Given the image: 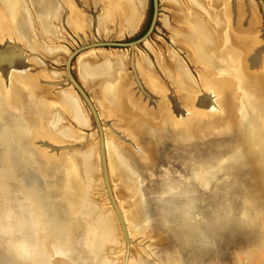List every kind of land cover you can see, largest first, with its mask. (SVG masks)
Listing matches in <instances>:
<instances>
[{"label":"rangeland","instance_id":"obj_1","mask_svg":"<svg viewBox=\"0 0 264 264\" xmlns=\"http://www.w3.org/2000/svg\"><path fill=\"white\" fill-rule=\"evenodd\" d=\"M2 1L0 0V7ZM38 1L44 2V0ZM38 1L4 0L5 7L10 10L7 18L10 26V37L13 38L11 34H14V31L12 29L19 21L23 23L29 33L20 39L16 32L18 39L1 42L0 54L10 53L9 56L6 55L7 66L5 70L9 72V79L13 84L20 85L17 81L18 78L10 75L12 73L17 74L21 71L34 75L40 71L45 76L44 79L33 77L34 81L36 79V83L41 85L39 86L41 89L38 90H44L45 83L50 84V95L55 97H58L66 89L73 90L83 108L87 121L85 125H80L57 103L51 104L50 99L46 98L45 100L49 101L46 107L64 111L66 124L75 130L80 137L60 143L55 141L59 138L53 132L54 134L50 133L45 139H40L39 144L47 154L54 156V158L57 157V159L62 150L71 154V158L79 157L88 149H93L97 155L96 162L92 163L93 161H91L89 170L85 168L83 171L84 179L89 187L87 192L85 191V196L88 193L89 201L79 199L80 192L78 195L75 193L70 195L71 201H68L70 204L66 203L65 198L54 201L64 203L65 207H69L72 203L81 206L86 215L77 220L86 229L98 226V229L104 233L107 230V246H104L101 252H91L92 262L95 264H131V259H134V263H136L138 261L137 254L139 256L143 254L141 257L145 258L149 264H170V261L173 262L171 253L176 251L181 260L178 264H190L187 257L201 258L203 255L207 264L208 262L216 264L217 256L220 254L221 260L225 259V255H228V259H225L226 264H264V141L259 148L254 146V144L259 145L261 142L264 128L261 123L263 120L258 116L257 111L250 106L251 98L254 101L260 99L258 98L259 94L255 93L257 88L261 90L260 86L257 85L258 79L264 80V0H242L246 24L248 23L251 30L253 29L251 37H254L255 40L258 38L255 45V52H258L255 53L256 55L253 54L262 59L259 71L253 72L249 67L251 52L247 48L250 39L247 36L238 39V37L229 34L226 36L228 44L225 47L221 46L226 43V40L219 44L221 46L215 47L216 52H223L226 55L224 61L218 64L214 62L213 71L208 75L205 74L208 70L201 69L189 57L187 50L181 49L178 43L174 41L177 29L175 16L178 14H175L172 5L165 0H158L156 9L155 0H146L144 17L137 31L133 34L124 32L120 38L116 36L115 31L111 33L112 31L107 30L103 34L99 31V17L104 13L106 5L103 0H80L79 8L82 13L92 19L91 25L81 32L71 22L72 7L69 4L70 1L68 3L65 0H46L45 2H49L54 8L56 7V15L47 12L43 14L38 6ZM20 6L23 7L21 11ZM176 9L186 13L179 6ZM233 10L234 21L237 22L238 29L240 28V20L235 5ZM229 13L230 19L227 23L229 28H234L231 23V12L229 11ZM78 23L83 26L82 21H78ZM244 32L241 31L242 34ZM216 43L218 42L216 41ZM158 53L162 57H169L170 54H173L179 58L192 81L193 87L190 86V89L194 88L193 93L208 110L212 118L210 122L216 121V127H220L226 117L231 115V112L235 114L233 117L236 116L239 124L234 128L229 127V129L218 128L219 139L211 140L214 145L216 143L220 145L221 141L224 143L232 141L233 143L234 139L242 135L239 132L241 123H246L255 128L253 143L245 139L243 143L237 141L239 142L238 145L228 149L230 157L225 159V162L223 161L224 164L215 169V178L210 189L199 190L197 186L198 179H206L209 173L212 174V172L206 171L210 170L215 161V157H213L215 154L212 151L207 152V158H199L195 155L178 156L176 153L179 152L177 146L180 145L176 128L173 131L172 127H168L166 129L168 138L161 141H151L153 146L156 145L158 148V157L151 156V159L145 160L142 156H137L138 153L132 151L135 140L126 138L122 134V127H118L120 128L118 131L112 125L113 120L110 121V119L105 118L99 105L100 102L96 100L95 90L91 87L93 83L88 82L89 80L86 81L81 71V65L85 60L93 58L103 60L105 56L118 54L124 63V69H121L124 74L120 76V82L127 79L131 87L139 91L140 94L148 95L144 85L142 86V81L148 79V76L143 69V74L139 72L134 63L141 59L151 68L147 74L154 75L158 85L163 87V91L171 99L177 101V97H179L185 102V105L193 109L191 103L179 93L178 88L170 81L167 69L163 68L158 60ZM140 78H143L142 81ZM96 84V87H100L99 82ZM245 84L246 86H244ZM26 85L29 87L32 84L27 83ZM23 90L27 89L24 87ZM207 90L213 91L212 95ZM252 90L254 94L249 98ZM214 103H218L219 108L212 107ZM240 105L244 108L250 106L246 116L242 111H239ZM160 110H164L162 112L168 111L165 107ZM212 110H215L216 113L214 114ZM118 117L123 120V117L119 115ZM243 117H245L244 122L242 121ZM192 120L191 117L190 131L193 132V129L199 128L202 132L203 127L199 119ZM111 128L117 132L118 136L123 135L120 136L122 143L131 151L129 153L123 152L122 149H117V151L115 150L116 147L113 146L116 162L119 165V168L116 167V178L120 183L113 179L109 162L107 134L112 131ZM57 130L61 131L62 128ZM126 130H130L137 137V132L129 128ZM196 140L193 142L200 145L199 140ZM208 143H201V147H199L201 149L198 151L206 152L211 149L210 147L207 148ZM140 144L145 150L144 152L149 155V144L146 141H142ZM218 148L220 149V146ZM211 153L213 156L209 157ZM218 155L222 156V153H218ZM149 160L155 161L149 162ZM203 172L206 173V176L203 175ZM80 177H82V173ZM120 184H122L123 198H120L117 193ZM8 186H11L10 189ZM195 188L197 192L199 190L197 199L193 198L194 196L189 197V194L196 190ZM186 195H188L187 198ZM194 200L197 201V204L190 213L192 218L187 217L188 212L186 213L183 207L181 213L185 216L171 221L170 211L173 209L174 212L176 211V204L171 201ZM157 201H170V203ZM29 204L28 196L22 193V187L17 183L14 176L10 154L0 141V226H2L6 212H9L8 206H11L10 214L11 220H13L11 224L13 229L11 230L14 232L13 234L9 232L10 235H8L0 231V249L6 256L13 259L12 262L0 261V264H18L22 261V247L18 244L7 243L6 239L15 237L18 233L21 235L22 229L25 231V218L28 216L25 214V209ZM89 204H91V211H95L91 217L87 214ZM148 205H151L150 212L147 214L152 219L151 224L138 234L137 231H141L142 227L141 221L146 218L144 211L149 208ZM29 212L31 213V210ZM128 212L134 216L131 218V215L127 214ZM242 214L245 216L244 219L240 218ZM99 215L105 217V222L98 218ZM207 219L212 223L214 222V229L217 232L213 247L199 244L195 240L197 238L191 236L193 223ZM163 220L166 223H161L164 222ZM159 221L161 222L159 223ZM104 223L106 227H102ZM133 224L137 228L135 231H132ZM109 229L112 230V233L109 232ZM33 233L37 236L35 229H33L32 235ZM39 249L41 251L43 249L41 244H39Z\"/></svg>","mask_w":264,"mask_h":264},{"label":"crops","instance_id":"obj_2","mask_svg":"<svg viewBox=\"0 0 264 264\" xmlns=\"http://www.w3.org/2000/svg\"><path fill=\"white\" fill-rule=\"evenodd\" d=\"M175 12L180 13V11L176 10ZM204 12H206V9H203V13ZM74 17H78V14ZM88 17L90 23L88 25H84V28H88L92 23V19L90 18V16ZM7 18V7H5L3 0L0 7V43L3 41L8 42L7 38L9 37L10 26ZM203 22L204 25H201L203 26V30H209V25L206 23V21ZM73 24L76 26L75 22ZM77 30L81 32V30L83 29L80 30L77 28ZM204 34H208L207 36H209L208 31H206ZM6 57V54H0V141L8 150V152L10 151L9 154L13 167V173L15 174L17 183L21 185V187L25 190L24 194L28 196L30 201V204L25 209V214L28 215L25 218V231L24 229H22L23 232L21 233V235L18 233L17 235H15V237H8L6 241L7 243L18 244L22 247V261H20V263L18 264H95L91 259V243L89 242L92 235L91 228L86 229L84 225L77 220L79 217L86 215L85 210L83 211L81 206L72 203L73 206L71 204L70 207L72 206L71 208L73 212H71V208L65 207L64 203L54 202L58 201L59 198H65V201H67L70 198V195L72 193H75L74 184L70 183L71 185H69V182H73L72 179H74V175L68 170L69 166L62 163L61 161H58L57 157L54 158V156L47 154L39 144L40 139H45L46 136L50 135V133L53 132H55L59 138V140L56 138L57 140L55 141L61 142L67 140L65 134L62 131L63 129L61 131L57 130L60 127L62 128V124L63 126H67L63 114L64 111H61L62 118L61 125L59 126L57 117L55 116L53 109L45 108L46 104H48L49 102L48 100H45L46 98L50 97V100L55 99L54 95L49 94L51 91L50 84L45 83L46 85L43 88L44 90H38L41 89L39 87L41 85H38L36 83V79L35 81L33 79V77H38L39 79L45 78L41 77L43 75L40 71L38 73L36 72L34 75L21 71H16L17 74H10L12 76H16L17 78L19 77L18 79L20 82L18 83L21 84L20 86L22 90L15 89L14 87L17 85V83L13 84L10 81L9 72L5 70L7 66ZM138 61L141 62V67H138L136 65V69L139 71L140 68L139 72H141L142 74L146 72L145 74L146 76H148L147 72L151 71V68H149V65L146 64V62H144L143 60L140 59ZM123 64L124 63L122 57L116 54L115 56H105L103 60H97L96 58L85 60V62L83 61L81 65L83 77L86 79V81L89 80L88 82L91 81L93 83L92 84L90 82L92 84L91 87L94 88L97 95V100L98 102H100L99 105L101 107V110L103 111V108L106 107V105H113L112 102H116L117 98H119L118 96L122 95L126 98L125 104H127L128 106L125 109L138 108L148 116L145 117L147 120L129 121V119H126L119 113H114L113 111L110 112H113L117 116L119 115L120 117H123V120L119 117L118 118L125 126L128 127V125H130V129H134L133 131L137 132V138H139L140 141H160L158 139L161 135L166 136L164 138H168V135L164 134L163 132L170 126L169 120L166 117V113H169L170 107H172V109L174 110V106L170 105L171 97L163 91V87L161 85H159V89H152L147 85L148 92L157 97V102L155 101L156 103L153 104L155 105V107L149 108L138 103L140 101H135L132 92L128 91V85H130V83H128V80L124 79L123 82H120V76L124 74L121 71V69H124ZM90 65L93 67L95 65L96 67L93 68ZM90 67L93 69L91 70ZM142 69L144 70V72L142 71ZM152 75H150V77H152ZM152 78L156 82L155 77ZM97 82L100 83V87H96ZM27 83H31L32 85L27 87ZM10 87L12 88L11 91L13 90L12 92L10 91ZM24 87L27 90H23ZM107 99H109V101ZM163 107H165L168 111L162 112L164 110L161 111L160 109ZM1 121L7 127L5 125L3 126V123ZM85 124L86 122L84 123V125ZM2 126L5 128V130ZM157 132H161V134H158ZM124 135L131 136L133 134L130 131V133H126ZM13 136L15 138H13ZM133 137L135 136L133 135ZM17 140L19 143L17 142ZM24 145L25 148L22 151L21 146L24 147ZM84 154L85 153L76 158L72 157L73 159L70 161V164L74 165L75 159L76 162H79L80 158H84ZM62 155H64L65 157H71V154H69L68 152H64L63 150L59 153L58 156H60L61 158L63 157ZM23 158H26V161L24 165H21L20 161ZM77 167H80L78 168L80 171L78 170L79 180L77 181V187L79 189V184L86 182L84 179L83 171L84 168H88V164L86 167L85 165H82V168L80 165H78ZM81 173L82 177H80L79 175ZM69 176L71 178H69ZM68 179L71 181H67ZM10 187L11 186H8L9 189ZM59 188L61 191L59 190ZM33 189L38 192L39 196L41 195L42 197L39 198L36 192L32 193L34 191ZM71 189L72 191L74 190L72 193L70 191ZM62 190L64 193H62ZM56 192L59 193L57 194ZM79 192L80 190L75 194L78 195ZM58 195H60V197ZM78 198L82 200L85 198L86 201H89L88 194L87 196H83V194H80ZM41 201H43V203ZM68 201H71V199H69ZM68 201L66 203H68ZM68 204H70V202ZM73 207L75 208L73 209ZM8 210L9 212H6V216L4 217L2 222V226H0V231L1 233H7L8 235H10L9 232H11L12 234L14 233L11 230L13 229L11 228L13 226L11 225L13 223V220H11L12 216L10 214L11 206H8ZM29 210H31V213L29 212ZM54 213L56 216H54ZM94 213L95 211H91L89 204L87 211L88 216L91 217ZM64 216L66 219L64 218ZM55 217L58 219H56ZM98 218L100 220H103L100 215L98 216ZM64 219L66 221H64ZM71 224L73 226H71ZM66 225L68 226V228ZM103 226H105V223L102 225V227ZM98 228V226H93V229H96V233H94L93 235H97V240L94 241L96 242L97 246L95 244H92L95 245L94 253L95 251L97 253L101 252L103 247L106 246V233L102 232ZM33 229L36 230L37 236H35L34 233L32 235ZM75 230L77 233L75 232ZM72 232L75 234H73ZM39 244L43 246L42 251L41 249H39Z\"/></svg>","mask_w":264,"mask_h":264},{"label":"bare ground","instance_id":"obj_3","mask_svg":"<svg viewBox=\"0 0 264 264\" xmlns=\"http://www.w3.org/2000/svg\"><path fill=\"white\" fill-rule=\"evenodd\" d=\"M45 1L46 0H44V2L43 1H38V6L43 11V14L45 12H47V13H49L51 15L52 14L56 15V12H55L56 7L54 8L53 5H50L49 2H45ZM65 1H68V3L70 1L69 4H71V7H72L71 8L72 14H74V15H72L73 20L71 18L72 23L75 22L76 27L78 29H80V30L81 29H84V25H88L90 23V20H89L88 15L83 14L82 13V10L79 8L80 0H65ZM103 1H105L104 3L106 5L104 7V13L99 17V23H98L99 24V31L102 34L103 33H106L107 30L112 31L111 33H113L115 31L116 32V36L117 37L119 36V38H120V36H122L124 32H127V34L128 33L129 34H133L134 32L137 31V29L139 28V26H140V24H141V22L143 20V17H144V12H145V9H146V0H103ZM165 1L169 2L172 5L173 9H175V10H177L176 8H177V6H179V7L183 8L186 11V13H183L181 11H180V13H178V12L175 13V14H178L177 16H175V18H176L175 20L177 22V27L178 26L179 27L176 29V34H175V37H174V41L176 43H178V45H179V47L181 49L187 50L189 57L194 62H196L197 65L200 66L201 69H207L208 70V72L205 73V74L208 75L210 72L213 71V65L215 63L218 64L219 62L224 61L226 55L223 52H216L215 47L221 46L219 44L223 43L226 40V36L229 35V34H232V36L238 37V39H240V37L242 39L243 36H245V37L247 36L250 39V41L248 43L249 45H248V48H247V50H250V52H251L250 53V58H249V67H250L251 71H253V72H258L259 71V69L261 68L262 59H260L259 57L255 56L256 55L255 53L258 52V51L255 52L256 51L255 50V45H256V43L258 41V38H256V40H255L254 37H251L252 36V33L251 32H252L253 29L251 30V28L249 27L248 23L246 24V17H244L245 16L244 15L245 14V9H244V5H243L242 0H165ZM234 5L237 7V15L239 16V20H240V22H239V27L240 28H238V29H237V22L234 21V17H233L234 16V10H233ZM20 7L22 8V9H20V11L23 10V7L22 6H20ZM203 9H206V12L203 13ZM177 11H179V9ZM229 11L231 12V20H232V22L231 21L230 22L232 23V26L234 28H229V25L227 23V21L230 19V13H229ZM7 12H8V16H9V13H10L9 8H7ZM21 14H23V13L21 12ZM77 14H78V17H74ZM19 17H20V15H19ZM78 21H82L83 26H81V24L78 23ZM203 21H206V23L209 25V30L206 29V31H208V33H209V36H207L208 34L207 35L204 34L206 31H204L205 29L203 30V28H202L203 26H201V25H204V22ZM39 22L41 23V21H39ZM197 26H199V27H197ZM25 28L26 27L23 26V23H20V21H19L17 23V25L12 29L14 31V34H11L13 36V38H11L10 35L7 38L8 39V42H9V40L10 41L11 40L12 41H15L18 38V36H16L17 34L19 35V38L21 39L26 33H29ZM241 31L242 32L247 31V32L246 33L244 32L242 34ZM16 32H17V34H16ZM9 34H10V32H9ZM13 39H15V40H13ZM234 40L236 41V39H234ZM216 41L218 43H216ZM227 44L228 43H227V40H226V43L223 44L221 47H225ZM99 50H101V49H99ZM55 51H56V49L54 50V52ZM174 54H177V53H174ZM6 55L9 56L10 53H8ZM157 56H158V60H159L160 64L162 65V67L167 69L168 76H170V80L178 88L177 90H179V93L182 96H184V98L187 99V101H189V103H191V106L192 107H194L193 109H190L187 105H185V102L183 100H181L179 97H177V101H175L174 99H171L170 105L171 106L172 105L174 106V110L172 109V107L169 106L170 107V111L168 113V116L166 114V117L169 120V124H170L169 127H172V130L173 131H175V128H176L177 129L176 135H178L180 137V138H178V142H179V145L180 146H177L178 147L177 149L179 150V152H176V153L180 157H187V156H190V155H195V156H197L199 158H205V157L207 158L208 157L207 156V152H199L198 150L201 149V148H199V147H201V143L207 142L206 139L211 137L210 135L213 132L212 130L213 129H217V127L215 125V122L216 121H211L210 122V120H212V118H211L210 114L208 113V110H206L205 106L201 103V101H198L197 100L198 98L195 96L196 94L193 93V91H194L193 89L194 88L193 89H190V86L193 85L192 84V81H191L189 75L187 74V72H186V70L184 68V65L179 60V58L177 56L173 55V54H170L169 57H167V56L162 57L161 54L158 53ZM8 61H10V60H8ZM136 62H134L135 63V67H136V65L138 67H141L140 66V63L141 62L138 61V60ZM258 63H260V64H258ZM91 67H93V66H91ZM95 67L96 66L94 65L93 68H95ZM93 68H91V70ZM139 71H140V68H139ZM41 77L44 78L45 76H41ZM152 77H154V76L152 75ZM152 77H150V75L148 74V79H144L142 81L143 78L142 79L140 78L141 81H142V86L144 85L143 87L146 90V92L148 93V95H146V94H140L139 91H137L135 88L131 87V85H128V87H129L128 88V91L129 92H132L134 100L135 101L136 100L140 101L138 103H140L143 106H147L149 108L155 107V105H153V104L157 102L156 101L157 97L155 95H152V93L148 92L147 85H148V87H150L152 89H155V88L159 89L160 88L159 85H158V83L155 82ZM252 79H253V77H252ZM96 80H98V79H96ZM17 81L20 82L19 79ZM246 84L244 86H246ZM263 84H264V80L262 78L258 79L257 85L260 86L259 88L264 87ZM117 86H118V84H117ZM11 89L12 88L10 87V91H11ZM207 92L209 94H211V95L213 93V91H211V90H209V91L207 90ZM47 95H48V93H47ZM56 97H55V99H57V100L54 99V103H53V100L51 99L50 100V103L51 104L57 103L59 105V107H61L65 111H67L71 115V117L74 118V120L77 123L84 125V123L87 121V118H86L85 113L83 111V108H82V106H81V104H80V102H79V100L77 98L76 93L73 90H70V89L67 90L66 89V90L62 91L61 94H59V97H57V98ZM118 97L119 98H117V101L116 102H112L113 105H110V106L109 105H106V107L103 108V112H104V115H105V118L106 119H108V120L110 119V121L113 120L112 121V125L114 126L115 129H117V130L119 129L120 130V128H118V127H122L123 128V129H121V130H123L122 131V134L130 133V130L127 131L126 129H128V128L130 129L131 126L130 125H128V127L125 126L122 123V121L118 118V116L116 114H114V113H119L120 115L124 116L126 119H129V121H131V120L132 121L147 120L145 117H148V116L142 110H140L138 108H131V109L128 108V109H125V108L128 107L127 104H125V101H126L125 99L126 98L124 96H122V95H119ZM107 100L109 101V99H107ZM206 102L208 103L209 101H206ZM217 105H218V103L217 104L214 103V104H212V107L219 108ZM45 108H47V107L45 106ZM110 109H113V110H110ZM61 111L62 110H60V109L59 110H57V109L54 110L53 109V112H54L55 116L57 117L59 126L61 125V118H62V112ZM110 111H113L114 113L113 112H110ZM212 111L214 112V114L216 113L215 110H212ZM45 115H46V113H45ZM186 115H188V116H186ZM129 117H131V118H129ZM191 117H192L193 120L199 119V121L201 122L202 127H203L202 128V132H200L201 130L199 128L198 129H193V132L190 131V128L188 127V125H189V122H191ZM186 118H188V120H186ZM4 125L5 124L3 123V126ZM47 127H49V126H47ZM179 128H181L183 130H185L187 128V130H189L188 133L189 132L190 133H193L192 136H191L190 133H189L190 135L187 134V135L184 136L182 134V132L179 130ZM218 128H219V126H218ZM62 129H63L62 130L63 133L65 134V136L67 138L66 141H69V140L72 141V140L78 139L80 137L77 134V132L75 130H73L72 128H70L68 125L67 126H63V124H62ZM4 130H5V128H4ZM111 130L112 131H109L108 130L109 133L107 134V144H108V148H109V160H110L109 162H110V167H111V172H112V175H113V179L115 181H117V182L120 183V181L116 178L117 177L116 176V167L119 168L118 167L119 165L116 162V157H115L116 154L114 153V151L117 150V149H122L123 152H125V153H129L131 151H129V147L125 146V144L122 143V140H121V137L120 136H123V135L121 134L120 136H118L117 135V132L115 130H113L112 128H111ZM157 133L158 134H161V132H157ZM163 133L166 134V135H168L167 132H166V129L164 130ZM113 135H115V136H113ZM33 137H35V136H33ZM125 137L128 138V139H131L132 138L133 140H135V143H133V146L134 147H132L134 150H132V151H135V153H138L137 156L140 155V157L142 156V158L145 159V160L151 159V156H154L155 158L158 157V154H157L158 148H156V145L153 146V143L146 141L149 144V146H150L149 147L150 148V153L148 155V153H145L144 152L145 150L142 149V145L140 144V142H142V141H140L139 138L133 137V135H131V136L130 135L129 136L128 135H125ZM159 137L160 138L158 140L161 141L166 136L161 135ZM191 137H194V138L195 137L196 138L198 137V138H200V139H197L196 140V141L199 140L198 142H200V145H197L194 142H192L193 140H191ZM115 139H119V140H115ZM208 142L209 143L206 146H207V148L208 147L211 148L212 147V141L210 140ZM60 143H64V141H61ZM115 143H117V144H115ZM118 143H120V144H118ZM113 146L116 147L115 150L113 149ZM227 148L228 147L226 146V149L225 150H228ZM225 152L226 151H223L222 152V155H226L227 152L226 153ZM62 156L63 157H61V158L59 156V158L57 160L58 161H61L64 164H66L67 166H69L68 170L70 172H72L73 175H74V179H72L73 182H69V185H71L70 183H73L74 184L75 193H77L80 190L81 194H83V196H85L86 195L85 194V191L87 192V190H88L89 187H88L87 183L84 182V183H80L79 184L80 186H79V189H78V187H77V181L79 180V178H78L77 174L80 171L78 169L80 167H77V166L80 165L81 168H82V165H85V167H86L87 164H88L87 170H89L91 161H93L92 163H95L96 162V156L97 155L95 154V151L93 149H88L85 152V154H84V158H80L79 159V162L78 161L76 162V159H75V164L74 165L70 164V161L72 160L71 157H69V156L65 157L64 155H62ZM212 156H213V154L211 153V155H209V157H212ZM213 157H215V155ZM153 161H155V160H153ZM153 161H150L149 160V162H153ZM193 163H194V161H193ZM198 164H199V162H198ZM199 168H200V166H199ZM79 175H81V174H79ZM120 175H122V174H120ZM193 177H195V176H193ZM69 178H71V177L69 176ZM136 180H137V178H136ZM67 181H71V180L68 179ZM52 188H54V187H52ZM67 188H69V187H67ZM59 190H60V188H59ZM70 191H71V193L73 192L72 189ZM34 192H36V191L34 190L32 193H34ZM36 193L39 196L38 192H36ZM62 193H64L63 190H62ZM117 193H118V195H119L120 198H123L122 197V184L119 185V188H118V192ZM66 195H68V194H66ZM58 196L60 197V195H58ZM41 197L42 196L40 195L39 198H41ZM176 199H178V198H176ZM83 200L86 201L85 198ZM41 202L43 203V201H41ZM128 203H129V201H128ZM72 206H73V204H72ZM150 206L148 205L149 208H146L145 211L142 210V211H144L146 218L141 221L142 227H141V231L140 230L137 231L138 234L139 233H142L145 229H147V227L149 226V224H151V220L152 219L150 217H148V215H147V214H149L148 212H150L149 211L150 210ZM183 207H184L183 204L182 205L180 203L179 204H176V206H175L176 211L174 212L173 211L174 209L172 211H170L171 212V215H172V220L171 221L177 220L179 218H182V216L183 217L185 216V214L181 213L182 212L181 210L183 209ZM203 207H205V206H203ZM35 208H36V206H35ZM74 208L75 207H73V209ZM90 208H91V204H90ZM61 211H59V212H61ZM63 211H64V209H63ZM70 211L73 212L72 208L70 209ZM55 213H54V216H56ZM52 214H53V212H52ZM127 214L128 215H131V212L130 213L128 212ZM189 214L190 213L187 214V217H188ZM33 215H35V214H33ZM133 216L131 215V218ZM64 218H65V216H64ZM56 219H58V218H56ZM65 219H64V221H66ZM102 219L105 222V217L104 216L102 217ZM160 222L161 221H159V223ZM161 223H166V222L164 221V222H161ZM71 226H73V225L71 224ZM105 227H106V224H105ZM67 228H68V226H67ZM136 229H137L136 226H134V224H133L132 231H135ZM75 232H76V230H75ZM105 232H106V239H107V230ZM109 232L112 233V230L109 229ZM94 233H96V229L91 228V234L92 235H91L90 240H89V242L91 243V245H90L91 252H94V246L96 245V242H94V241L97 240V235H93ZM73 234H75V233H73ZM92 244H95V245H92ZM106 246H107V244H106ZM95 253H97V252L95 251ZM141 255H143V254H141ZM141 255L139 256L137 254L136 258L138 259V261L136 263H134V259H131V264H149L145 258L141 257ZM220 255L217 256V260H216L217 262H216V264H226L225 259H228V255H225L224 256L225 259H222V260L220 259ZM171 256H172L173 262L170 261L169 262L170 264H174V263L178 264L179 262H181V260L179 259L180 257L178 256V252H176V251L172 252L171 253ZM198 256L200 257L201 254L198 255ZM203 256L201 258H198V257L197 258L196 257H193L192 258V257L189 256V258L187 257V260H189L188 263L190 262V264H207L206 261H205V258ZM208 264H210V263L208 262Z\"/></svg>","mask_w":264,"mask_h":264},{"label":"water","instance_id":"obj_4","mask_svg":"<svg viewBox=\"0 0 264 264\" xmlns=\"http://www.w3.org/2000/svg\"><path fill=\"white\" fill-rule=\"evenodd\" d=\"M157 6H158V0H155V9H156ZM14 88L17 89V90H22L21 87H20V85H16ZM255 93L259 94V97L258 98H260V99L258 101H254L251 98V96H253L252 94H254V91L252 90V92L250 93V96L248 94L249 98H251V105L250 106H252L251 108H253V109H255L257 111L256 113L263 120V122H261V123H262V126L264 128V87H262L261 90L257 88V90H256ZM242 105H240V109L238 107L237 110L239 109V111H242L243 114H244V116H246L248 114L247 112H248V108H250V106H247V107L244 108V107H242ZM27 110H29V109H27ZM233 114L234 113L231 112V115H229L228 117H226V119L223 121V123H221V125H220L219 128H224V129L225 128L226 129L228 128L229 129V127H232V128L236 127L237 124H239V122H237L236 116L233 117ZM244 118L245 117L242 118V121H243ZM191 125H192L191 123H189V125H188V127L190 129H191V127H190ZM240 126H241V128H240V131L239 132L242 135L239 136V137H237L236 139H234V142L233 143H232V141H228L227 143H224V141H221V144L220 145H219V143L218 144L216 143L214 145L213 144L214 142H212L213 145H212L211 149H209L208 151H206V152H209V151H212L213 150L212 153L215 154V158H214L215 161H214L213 165L211 166L210 170H206V171L212 172V174L209 173L206 179L205 178L204 179H202V178L198 179V186L197 187H198L199 190L200 189H205V190L210 189L211 184H212V181L215 178V176H214L215 169L218 166L224 164L223 161L225 162V159H229L228 157H230V154H229V151L228 150H225L226 147H224V144H226V146L228 147L227 149H229V148H232V147L238 145L239 142H237V141H240V143L241 142L243 143L245 141V139H246L248 142H252V143L254 142V138H255L254 131H255V128L253 126L247 125L246 123H241ZM179 130L182 132V134L184 136L190 133V132L188 133L189 130H187V128L185 130L179 128ZM217 130H218V127H217V129H213L212 130L213 131L212 132L213 136L210 135L211 137L206 139L207 140V143L210 140H214V139H217L218 140L219 139ZM176 132H177V129H176ZM191 136H192V134H191ZM13 138H15V137L13 136ZM177 138H180V137L177 135ZM195 138L191 137V140H196ZM263 141H264V135H263V137H262L261 142L259 143V145H255L254 144V146L256 148H259L260 147V144ZM218 145L220 146V149L218 148L219 147ZM21 147H22V151H23L24 148H25V145H24V147L23 146H21ZM215 149H217V150H215ZM224 150L227 152L226 155H222V156H218L217 155L218 153H222ZM25 161H26V159L21 160L20 161V164L23 165L25 163ZM203 173H204L203 175L206 176L205 175L206 173L205 172H203ZM14 176H15V174H14ZM199 190H198V192H197V189L194 190L193 192H191V194H189V197H193L194 196V198L197 199V197L199 195ZM22 193H25V190L23 188H22ZM187 196L188 195H186L185 197L187 198ZM157 202L167 203V204L170 203V201H157ZM171 202H173L175 204H179V203L181 205L183 204L184 205V208H185L184 211L186 213L187 212L188 213H191V211L195 208V206L197 204V201H171ZM191 216H192L191 214L188 215V217L192 218ZM244 217L245 216L243 214L240 215V218L241 219H244ZM191 233H192L191 236L197 238V239H195L197 243L204 244V245H208L209 247H213L215 245L216 233L217 232L214 229V222L212 223L208 219L207 220H202V221H199V222L195 221L193 223V227L191 229ZM11 260H13V259H10L9 256H6V254L0 249V261H6V262H9L10 261V262H12Z\"/></svg>","mask_w":264,"mask_h":264}]
</instances>
